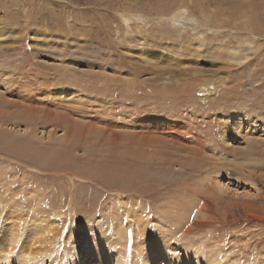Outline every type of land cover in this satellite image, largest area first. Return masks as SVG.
<instances>
[{"label":"rangeland","instance_id":"1","mask_svg":"<svg viewBox=\"0 0 264 264\" xmlns=\"http://www.w3.org/2000/svg\"><path fill=\"white\" fill-rule=\"evenodd\" d=\"M159 56L162 59L153 64L150 58ZM0 76L4 79L0 84L2 99L13 102L8 93L17 87L16 81L37 86L34 90L39 93L45 80L44 84L52 87L64 86L55 92L56 101L60 97L77 107L82 103L91 111L87 118L76 116L71 131L65 130L66 122L57 127L51 116L37 119L30 129L18 127L12 124L18 119L11 118L9 108L3 110L7 115L0 116V122L8 126H0L4 144L0 145V195L1 199L2 194L11 196L7 189H13L19 197L0 210V241L5 238L11 248V226H23L29 233L27 225L35 214L42 210L52 218L59 214L46 239L54 251L45 264H58L61 255H66L64 264L71 261L69 251L76 246L86 250L87 244H82L86 236L81 231L85 224H104L109 229L119 224L123 230L117 208V200L123 199L126 206L151 217L147 220L148 236L169 235L173 240L177 255L170 254L172 260L159 259L154 264H185L178 261L183 254L180 246L186 245L191 252L206 236L215 238L218 245L201 249L197 264H206L221 248L223 264H264V0H0ZM213 80L222 86L215 94L202 96L199 91ZM78 81L80 86L75 83ZM142 84L143 89L139 87ZM168 86L173 91L161 98ZM46 93L53 99L48 90ZM192 98H197L196 103L183 105ZM199 104H205L204 108ZM152 105L161 108L155 119H149L154 124L183 126L192 119L183 113L192 109L197 120L208 122L203 134H218L221 146L212 149L219 151L218 155L208 149L196 155L182 150L157 155L148 142L132 146L135 152L144 150L146 159L130 157L131 136L157 135L143 126L137 131L131 125L128 129L124 120L145 108L149 111ZM181 106L183 113L176 116ZM45 112L52 114L51 110ZM237 113L253 121L244 116L236 120ZM105 123L111 125L109 129ZM222 129L229 131L228 137L221 135ZM111 133L117 137H108ZM196 133L201 136L200 131ZM22 143L30 146L29 152L15 150V144ZM37 151L46 155L41 158ZM53 153L67 155L53 167ZM247 155L251 157L244 160ZM219 159L221 162L213 165ZM223 164L229 168L224 170ZM112 166L137 170L129 178L125 173L115 174ZM215 179L221 182L217 186ZM166 184L174 189L158 193ZM39 197L41 204L33 207ZM203 197L209 198L212 208L192 217L209 224L183 236L178 230L180 220L190 216V201L203 202ZM169 203L176 207L174 211H166ZM16 207L26 210L17 211ZM127 225L134 233L132 218ZM122 239L121 245L128 249L125 234ZM149 245H155L152 239L141 245L132 242L131 248L136 254L147 255L150 251L145 247ZM89 257L90 264L100 263H93L94 253ZM13 260L0 254V264H19ZM136 263L129 257L128 264ZM103 264H117V259Z\"/></svg>","mask_w":264,"mask_h":264},{"label":"bare ground","instance_id":"2","mask_svg":"<svg viewBox=\"0 0 264 264\" xmlns=\"http://www.w3.org/2000/svg\"><path fill=\"white\" fill-rule=\"evenodd\" d=\"M161 59H162L161 56L155 57V58H152V57L150 58V60H151V62L153 64L155 62L160 61ZM137 69H138V67H137ZM69 78H71V77H69ZM77 78L79 79V77H77ZM81 79L83 80V78H81ZM3 80L4 79H2V77L0 76V84H1V82ZM71 80H75V79L72 78ZM44 81L42 82L41 89H40L39 93L36 90H34V88L37 87V86H35L32 82H31V84L34 85V86H30L29 87L27 85H24V84L20 83V81H16V83H14V84H16L17 87H15L14 89H12V92L11 93H8V94H10L12 96V98H14L13 102L7 100L6 98L2 99V97L0 96V116H2V118L5 117V115H7V113L5 112V114H3L4 113L3 110L5 108H7V109L9 108L8 110L10 112L9 111L8 112L11 115V118L12 119H18L16 122L15 121L14 122L12 121L13 122L12 124L13 125L16 124V126H18V127L21 126V125H24V126L27 125V129H28V127L30 129L32 126H34L33 123L37 122L38 121L37 119H39V120L41 118L47 119V116H51V118L54 121L57 122L56 124L54 123L55 125H58L57 127L62 126V125H59L62 122H66V125L64 127L65 130H66V128H68L69 130H71V128H72L71 124L74 122V118L76 116L83 115V117H86L87 118V115L91 113V111H88V112L86 111V108L89 107L88 105H85V104H82V103H78L79 104L78 107L77 106H71L72 104L65 103L64 99H62L60 97L59 98L56 97V98H58V101H56L54 99L55 98V95H56L55 92H58L60 89L62 90V88L64 86L63 87H59V88L58 87H52L51 84H48V83L44 84ZM68 82H69V79H68ZM216 82L213 80V81L208 82L207 87L204 85L205 86V89H201V91H199L200 93L203 92L202 96L207 97V96H210V95L215 94L217 92V90H219L220 86H222V85H220L221 82L220 83H218V82L216 83ZM4 83L5 82H3L2 84H4ZM75 83H78L77 85L80 84L79 81L78 82H75ZM190 83H192V82H190ZM82 84H84V82ZM97 84H99V82H97ZM216 84H219V85H217V88H215ZM87 86H84V89H86L85 87H87ZM144 86L145 85L142 84L139 87L143 89ZM168 87H170V86H168ZM168 87L165 88V90L162 92V94L160 96L161 98H164L165 96L170 95L171 94L170 93V90L173 91V87L172 86L170 88H168ZM98 88H100V87H98ZM202 88H204V87H202ZM47 90H48V93L53 96V99L48 98L47 93H46ZM98 91L96 93H98ZM76 92H77V90H76ZM172 94H173V92H172ZM115 96H116V94H115ZM97 97H101V96L99 95ZM45 99H48V102L47 103H45L46 102ZM196 101H197V98H192L191 100L189 99L188 101H185V103H183V105L186 106V105H188L190 103H196ZM152 104H153V102H152ZM204 105L205 104L200 105V108L201 109L204 108ZM11 106H13L16 109L12 108ZM36 106H38L39 108L37 109ZM183 107L180 108L181 110H179L176 113V116H180L183 113ZM145 109L142 110L141 113H139L138 115L137 114L136 115L134 114L132 116L133 118L131 116H129L128 118H125L124 121L127 122V124L125 125V127H127L129 129V125H131V128L133 130L137 131V129L138 130L141 129V128H139L140 126H143V127H146V128H144V130H147V129L152 130L153 134H156L157 136H154V137H151V138H149L150 135L149 136L146 135V137L141 138L139 136L141 134H136L134 136H131L130 137L131 138V141H130V144L128 146V151L131 154L130 157L136 158V159H139V160L140 159H146L148 156H145L144 155L145 154L144 153V150H138V152H135L134 151V148L132 146L137 145V144L143 146V145H145L148 142H152V143H148V144L152 145L155 149H158V152L154 149V152L157 155H160L159 153H161V152H164V154H166V155H168V154L169 155H171V154L173 155L174 154V151H177V150H182L185 153L190 152V154L192 153V154L196 155L202 149H208L213 154H216V156L218 155V152L219 151L216 150L217 153L215 151H212V149L218 148L219 146H221L220 145L221 144L220 143V140L218 139V134L214 132L213 133L214 135H211L213 137H210L207 134H203L204 133L203 132L204 131L203 127H204V125L206 123L208 124V122L204 121L203 118H201V120H199L200 119L199 118L198 119L199 121H198L196 119L197 118L196 115H194V111H191L192 109L189 108L190 110H189L188 113H186V114L183 113L184 114V117H186V116H188V117L189 116H192V119H190L189 121H184L185 124L183 126H177V125L168 124V123H165V122L164 123H155L154 124L153 122H150L149 119H150V117H153L155 119V117H157L158 114L160 113L159 110H161V108L152 105V107L149 108V111H145ZM47 110H51L52 111V114L51 115L47 114V112H45ZM135 111L136 110H134L133 112H135ZM137 111H138V108H137ZM130 112H131V109H130ZM185 112H186V110H185ZM137 116H140V118L137 117ZM243 116L245 118H247V120L253 121L251 118L246 117L244 114L241 115V114H238V113L235 114L234 118L236 120H239L240 118H243ZM92 121H93V119H91V122ZM0 123H1L0 126H5V125H6L5 127L8 126V124H4L2 122H0ZM8 123H9V121H8ZM199 123H200V126H197V125H199ZM109 126H111L109 123H105V127L108 128ZM33 130L34 131L35 130L37 131L36 128H33ZM74 130L75 129H73V131ZM101 131H102V129H101ZM199 131L201 132V136L200 135L198 136L197 133H196V132H199ZM222 131H223V134H221V135L223 137H228L229 136V131H224L223 129H222ZM102 133H105V132L102 131ZM75 135H76V133H75ZM108 137H111V138L114 139V137H117V136H115L113 133H111ZM216 138H217V141H215ZM188 143L189 144L192 143L193 146L190 145L191 146L190 147L188 145L190 148L186 147L185 145L188 144ZM0 145H4L3 144V138L2 137H0ZM165 145L168 146L169 148L168 147H165ZM14 147H16L15 150L20 149L19 152H22V150H21L22 148L26 152H29L28 150L30 149V146L27 143H25V144L24 143H22V144H15ZM171 151H173V153ZM196 151H198V152H196ZM37 153H38V155L41 158L46 155L45 152H42V151H37ZM5 154H6L5 156H8L7 153H5ZM66 155L67 154H56V153L54 154L53 153V157H52V160L50 161V164L51 165L53 164V167H54L56 165V163L59 164V162H63V159H65L64 157ZM232 155L236 156L237 154L233 153ZM247 157H248V159H245V158H243V159L244 160H249V158L251 156L250 155L249 156L247 155ZM220 162H221V159L217 160L213 165H217V163H220ZM227 164L230 165V163H227ZM60 165H62V164L60 163ZM133 167H134V165H133ZM197 167H200V166H197ZM222 168L224 170H226V168L228 169L229 166L227 167V165L223 164L222 165ZM135 170H137V169H135ZM135 170H133L130 167H128V168H124V167H121V166H112L111 167V171H113L115 174L116 173H125V175H127L129 178L134 177V171ZM86 172H87L86 174L89 175V172L88 171H86ZM89 177L90 176L84 177V179L85 178H89ZM136 179H137V177H136ZM220 183L221 182L218 179H215L214 180V185L217 186ZM143 185L145 186L144 183H143ZM150 189H151V186H150ZM172 189H174L173 188V185L170 184V185H167L166 187H164L163 189L159 190L158 193H163V192L164 193H169V192H171ZM7 192L11 196H9V195L6 196V195L2 194L3 199H1V195H0V204L2 206V207H0V210L1 211H2V208H4L5 206L7 207V206H10L11 204H13L14 200L19 197L16 194V192H13V189H11V190L7 189ZM41 197L37 198V200H39V201L35 200L36 202L33 203V205H32L33 207L41 204L40 203L41 202ZM150 197H152V195H148L147 196V198H150ZM198 198H200V197H198ZM117 201H118V207L117 208H119V210H121V212L118 211V212H120L119 213V216H120L122 222L124 221L123 222V230H121L119 224L116 227H114V229H112V228H110V229L109 228H105L104 224H100V225H98V224H96V225L95 224L94 225L85 224V227L84 228L82 227L81 228V231L86 236V237H84V239H86L85 240L86 242H82V244H84V243L87 244V245L84 244L85 245L84 247H86V250L80 249L82 247H77L76 246L74 249L71 250L73 253L71 251H69V253L72 254L71 256L73 258L70 257L71 258V261H69V262H67L66 259H65L66 262H64V264H82V263H84V264H90L89 263V260H91V259H90L89 256L92 253H94V256H95V260H94V258L92 259L93 263L94 262H96V263L97 262H100L99 264H103V261L104 260H111L112 258L113 259H117V264H128L129 263V257H133V259H136L137 262H138L136 264H154L159 259H164L165 261L170 260V259L172 260V257L170 256V254H172V256L173 255L174 256L177 255L176 254V249H173V247L171 245V243H172L173 240H169V237H170L169 235L167 237L164 236L163 238L161 236H159L158 239H157V237H150V236H148V234L146 233L147 232V220L150 219V221H151V217H148L149 215H147L143 211H142V213H144V215L139 214L137 212V208H133L132 205L126 206L124 204V200L123 199L117 200ZM209 201H210L209 198H204V197H203V202L202 201L201 202H197L196 200L190 201L189 204H190V207H191L190 208L191 214H190V216L189 215L188 216L186 215V217H183L180 220V224H179L180 229H178V230L179 231H182L184 233L183 236H186L187 237V236L191 235L192 233H195L199 229H201V228H203V227H205L206 225L209 224V222H204V221H201V219H198V218L195 219L196 217L195 218L192 217V215H196V213H198V212L199 213H206L205 212L206 210L211 209L212 207L209 204ZM192 207H194V208L192 209ZM175 208L176 207L173 206L171 203H169L168 205H166V211H168V212H171ZM17 209L18 210H26V208H24V207H16V210ZM1 211H0V213H1ZM130 213H131V215H130ZM121 214L123 216H121ZM57 215L58 216H56V218H54V217L52 218V217H50L51 215H49L46 211L44 212L43 210H42V212L40 214L39 213L38 214H35V216H33L32 220H30V222H29L30 224L32 223V226L30 224L27 225L28 227H30L29 228V233L27 231V228L25 230L23 229V226L22 227H20V225H18V226L17 225L16 226H11L10 229H11V237L13 239V245H12L13 247L10 248L8 246L9 243H7L6 239L3 238L0 241V254H5V256L7 258H13L14 260L17 259L19 264H45L46 263L45 261L47 259H50L51 255H52V253L54 251L53 250V245H50V243H48V241L46 239H48V237L51 235L52 231L54 230V228L56 227V224L59 221V218H60L59 217V214H57ZM42 217H44V218H42ZM70 218H73L72 215H71ZM130 218L133 219V223H134V226H135L134 233L132 232L131 228L127 225V221ZM117 220H118L117 223H121V220H119V219H117ZM99 222L100 223H103L104 221L102 222V219H101V220H99ZM12 224H14V223H12ZM139 225H141V227L137 229V226H139ZM166 225L167 224H165V223L163 224V229L166 227ZM148 228H150V227L148 226ZM96 231H100V233L103 234L105 237L103 235H100L99 236L96 233ZM163 233L164 232H162L160 234H163ZM122 234H125V236H126V239L125 240H126V243L128 245V249H126L124 246L121 245V244H124L123 243V239H122ZM88 237H90V239H87ZM147 239H152V244L153 245L155 244L153 247H151L150 245H149V247H145V249H147L150 252H148L147 255H142L140 253L136 254V252H135L136 249L133 250V248H131L132 247L131 246V243L132 242H137L139 245H141L142 242H143V240H147ZM156 242L159 243V244H156ZM145 244L146 243H143V246ZM210 244L218 245V242H217V240L215 238L210 237V236H206V238H202V239L199 240V242L197 243V246L191 252L188 250V247H186V245H185V247L180 246L179 249L180 250H183V254H182V256H180V258H179L178 261L180 263H185V264H197L196 260H198L197 258H198V255L200 253V250L201 249H204V248H208L210 246ZM5 245H7V246H5ZM104 247H106V248H104ZM139 249H141V247L140 248H137L138 251H140ZM220 250H221V252L218 253V254H216V255H214L213 257H211V260L206 259V264H223V262L225 261L224 260L225 259L224 258V254H223L224 252H223V249L222 248ZM227 252H229V251H227ZM9 253L15 254V257H13L12 255H10ZM130 253H131V255H130ZM65 256L66 255H61V258L58 259V261H59L60 264H63L62 259ZM67 257H69V256H67ZM138 258H142L143 259V262H139L138 261ZM10 264H11V262H10Z\"/></svg>","mask_w":264,"mask_h":264}]
</instances>
